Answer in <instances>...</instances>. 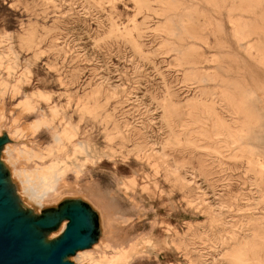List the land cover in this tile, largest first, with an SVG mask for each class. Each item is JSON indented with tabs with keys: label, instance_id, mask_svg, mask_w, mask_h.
I'll return each instance as SVG.
<instances>
[{
	"label": "rangeland",
	"instance_id": "1",
	"mask_svg": "<svg viewBox=\"0 0 264 264\" xmlns=\"http://www.w3.org/2000/svg\"><path fill=\"white\" fill-rule=\"evenodd\" d=\"M0 36L7 81L47 97L18 125L57 112L16 142L53 148L67 126L92 161L40 230L70 204L83 249L117 229L152 239L134 264H264V0H0ZM115 206L130 223L109 224Z\"/></svg>",
	"mask_w": 264,
	"mask_h": 264
},
{
	"label": "bare ground",
	"instance_id": "2",
	"mask_svg": "<svg viewBox=\"0 0 264 264\" xmlns=\"http://www.w3.org/2000/svg\"><path fill=\"white\" fill-rule=\"evenodd\" d=\"M4 54L0 53V135L2 132L1 125L6 120L1 105V100L5 95L8 94L10 99H17L13 108L18 109V113L6 125L8 142H2L3 139L0 136V142H2L0 143V171L2 174L4 173L2 183L15 208L23 216L33 220L42 217L44 208L51 202L59 200L63 193L76 190L80 180L72 177L74 182L69 183V174L71 172L76 175L79 174L85 165V161L90 160L85 155L84 147L86 143L72 145V148L69 149L68 144L71 143L74 135L67 126L56 136L53 148L44 149L40 146H31L25 142H16L26 135L30 138L36 137L42 127L53 121L57 112L55 109H49L46 117L32 119L24 126L18 125L22 115H30L38 108V102L46 101L47 97L44 93L38 91L20 97L22 84L25 83L24 75L13 83L7 81L8 77L15 73H13V64L5 59ZM11 57L12 60L17 62L15 60L17 58L16 54H12ZM83 154L84 156H82ZM132 184H134L133 181ZM121 188L125 189L124 192L129 189L124 183L118 184L119 191ZM70 207L78 208V206L70 204H67L64 208ZM113 210L109 224L116 219H120L122 224L130 223L127 216L120 214L119 206H115ZM65 227L66 223L62 222L56 230L39 231V236L43 243H52L62 236ZM113 233L105 240L93 244L92 248L77 249L72 255L66 256L65 259L71 257L69 261L72 264H134L136 261L150 256V254L143 253L150 252L153 248L154 244L151 238L143 237L135 245H132L131 240L135 236L127 237L123 242H117V229H113ZM145 243H150V245L144 247ZM161 244L168 247L167 239L162 240Z\"/></svg>",
	"mask_w": 264,
	"mask_h": 264
},
{
	"label": "water",
	"instance_id": "3",
	"mask_svg": "<svg viewBox=\"0 0 264 264\" xmlns=\"http://www.w3.org/2000/svg\"><path fill=\"white\" fill-rule=\"evenodd\" d=\"M2 176L0 171V264H69L65 257L83 249L88 240L81 220L71 214L78 208L67 209L69 223L62 236L52 243H43L39 236V231L43 230L38 228L42 224L23 216L15 208L3 188Z\"/></svg>",
	"mask_w": 264,
	"mask_h": 264
}]
</instances>
